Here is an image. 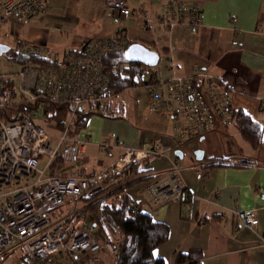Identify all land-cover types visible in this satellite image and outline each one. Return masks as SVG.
<instances>
[{"label":"crops","instance_id":"0c3cea01","mask_svg":"<svg viewBox=\"0 0 264 264\" xmlns=\"http://www.w3.org/2000/svg\"><path fill=\"white\" fill-rule=\"evenodd\" d=\"M46 1L50 11L44 16L0 23V42L11 43L14 50L23 44L25 53L35 49L50 59L92 39L118 35L128 44L138 42L156 51L159 61L163 57L157 78L187 77L199 70L217 77L216 89L229 107L259 123L262 139L254 149L230 120L212 110L204 95L211 123L197 138L183 140L177 122L153 110L146 86L139 85L113 94L112 114L94 110L74 137L86 141L81 159L86 175L101 172L124 147L159 148L162 155L148 160L140 176L157 178L172 167L179 170L182 202L154 203L144 189L147 182L134 200L169 227L155 256L172 264L176 252L196 249L200 264H264V0H184L201 8L202 25L196 33L185 23H164L168 0H129L131 11L125 16L108 14L104 0ZM104 141L111 144L109 150L102 147ZM195 148L203 150L199 160L193 157ZM99 153L103 158L95 170L88 160ZM236 210L251 211L256 227L238 223Z\"/></svg>","mask_w":264,"mask_h":264},{"label":"built area","instance_id":"2783aa9c","mask_svg":"<svg viewBox=\"0 0 264 264\" xmlns=\"http://www.w3.org/2000/svg\"><path fill=\"white\" fill-rule=\"evenodd\" d=\"M130 5L129 0H104V8L111 15H127ZM49 11L46 0H0V23L44 16ZM162 19L170 27L185 23L196 33L202 25L201 8L197 3L168 0ZM127 46L128 42L118 35L96 38L78 50H67L60 58H46L50 61L46 65L20 64L17 91L11 74L1 72L0 59V260L15 250L30 264H103L102 254L117 257L122 239L101 243L84 224L80 209L61 217L55 216V210L70 196L92 201L108 193L127 179L124 167L137 164L139 170L148 160L162 155L155 146L124 147L118 158L98 174L86 175L81 170L86 141L74 137L72 123L79 112L91 107L101 115L112 114L113 94L107 88L103 54ZM15 50L25 52V47L19 44ZM26 53L40 55L35 49ZM119 66L114 63V67ZM150 68L151 80L145 85L149 105L177 122L178 137L197 138L210 125L204 95L215 113L230 120L229 103L216 89L217 77L199 70L187 77L162 79L156 77L160 71L157 64ZM60 101L67 102L69 109L64 127L54 133L48 126L46 104ZM101 145L106 150L111 147L108 141ZM41 158L43 168L39 167ZM144 189L158 204L185 198L176 166L153 178ZM234 213L238 223L256 227L257 218L251 211Z\"/></svg>","mask_w":264,"mask_h":264},{"label":"trees","instance_id":"16d2710c","mask_svg":"<svg viewBox=\"0 0 264 264\" xmlns=\"http://www.w3.org/2000/svg\"><path fill=\"white\" fill-rule=\"evenodd\" d=\"M11 57L18 64L31 63L46 65L50 62L40 55L18 52L16 50L12 51ZM116 62L120 63L119 67H114V63ZM103 64L104 71L109 81L107 88L112 91V94H117L127 87L146 85L151 80V68L137 62L126 61L123 50H114L104 53ZM24 106L25 105H23V107ZM46 108L49 111L48 126L50 129H62L69 109L68 103L62 101L51 102L46 104ZM93 112H95L93 109L79 112L72 126L75 129L84 128L89 116ZM228 114L230 115V121L241 136L250 143L252 148L256 149L262 139V129L259 123L241 109H231L228 106ZM220 164L222 163H211V165ZM122 171L127 174V179L113 186L112 189L108 191L107 196L112 198L111 202L99 205L98 199H93L92 201L91 199H85L88 203L82 208L84 214L89 211L95 218L97 217L98 211L108 212L123 234V243L118 250L117 257L112 258L107 254H102V263L167 264L165 259L154 255V249L167 240L169 234L168 225L164 222L154 220L148 213L141 209V202L134 201L127 193L119 195V189L132 183H148L149 180L151 181L153 179L154 175L140 176L145 170H143V168L137 170V164L128 165L124 167ZM132 201H134V205H130ZM84 224L88 225L85 221ZM97 237L101 243L108 240L103 235ZM21 259V264L28 263L24 256H22ZM172 264H200L199 254L196 249L187 252H176Z\"/></svg>","mask_w":264,"mask_h":264},{"label":"rangeland","instance_id":"374dc122","mask_svg":"<svg viewBox=\"0 0 264 264\" xmlns=\"http://www.w3.org/2000/svg\"><path fill=\"white\" fill-rule=\"evenodd\" d=\"M8 46H9V49L0 55V59L2 62L1 72L11 74V79L14 80V89L17 91L18 75L16 73L20 67V64H18L16 61H14L11 57V53L14 50L13 45L10 43ZM161 60H163V57L160 59V61ZM160 61L157 64H159ZM117 95H118V93L114 96H117ZM13 100H16V98ZM53 132L56 133V130H54ZM223 132H225V126H223ZM96 157H95V155H93L88 160L89 165L93 166L95 170L98 169L97 161L102 159L103 155L101 153H99L96 155ZM43 166H44V159L41 158L39 160V167L43 168ZM47 173L48 172H46L45 174H47ZM98 173L99 172H96L94 174H98ZM143 185H144L143 183H139V182L129 184L128 186H125L124 188L119 189V195L127 193L133 200H139L140 196H142V192L140 191V189ZM93 199H98L99 205H101L103 203H109L112 201V198L110 196H107V193H102L100 195H97ZM87 203H88V201H86L83 198L70 196V197H68L67 203H65L64 205L59 207L57 210H55V216L61 217L73 209H80L82 217H83L84 221L88 224V227L91 229V232L93 235L99 236V237L103 235L104 237H106L111 242H116L117 240L123 239L122 232L116 226V224L114 223V221L112 220V218L108 212L98 211L96 218L93 217L92 214L89 213V211L84 214L82 212V208ZM92 224H95V226L93 228L91 227ZM18 257H21V252L19 250H15V251L7 254V256L4 257V259L1 261V264H21L22 259H20ZM25 264H28V263L26 262Z\"/></svg>","mask_w":264,"mask_h":264},{"label":"water","instance_id":"95a60500","mask_svg":"<svg viewBox=\"0 0 264 264\" xmlns=\"http://www.w3.org/2000/svg\"><path fill=\"white\" fill-rule=\"evenodd\" d=\"M8 49L9 46L7 44L0 42V55L6 52ZM123 55L126 61L137 62L148 67L156 65L159 61V54L156 51L151 50L150 48L138 42H132L128 44V46L123 50ZM180 153V149H175V155L181 156ZM192 154L196 160H199L202 158L203 150L200 148H195L192 151ZM94 226L95 224H92L91 227L93 228Z\"/></svg>","mask_w":264,"mask_h":264}]
</instances>
